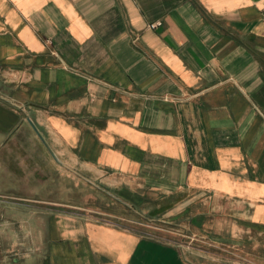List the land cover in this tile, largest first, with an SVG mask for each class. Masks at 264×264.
Wrapping results in <instances>:
<instances>
[{"label":"crops","instance_id":"obj_1","mask_svg":"<svg viewBox=\"0 0 264 264\" xmlns=\"http://www.w3.org/2000/svg\"><path fill=\"white\" fill-rule=\"evenodd\" d=\"M0 264H264V0H0Z\"/></svg>","mask_w":264,"mask_h":264},{"label":"rangeland","instance_id":"obj_2","mask_svg":"<svg viewBox=\"0 0 264 264\" xmlns=\"http://www.w3.org/2000/svg\"><path fill=\"white\" fill-rule=\"evenodd\" d=\"M56 179L60 180V177H56ZM71 181L73 182L74 187L75 184H78L75 187V189H73L72 193L65 195V192H62L61 194H58L57 198L61 200L63 203L67 202L70 204L78 205V207H68L62 205L60 207L58 206L60 210L74 211L79 214H92V215H95L96 214L95 212L99 213L103 211L105 213L106 212L111 213V211L114 210L113 205L109 201L110 197L107 194V192H103L102 190H99L97 187L92 185L88 187V191H85L86 190L84 189L86 188L84 186L85 181L77 179L76 176H74V178ZM64 182H61V184L63 185ZM82 187L83 189H81ZM9 230L10 232L16 230V224H9ZM12 245L13 243H11V246Z\"/></svg>","mask_w":264,"mask_h":264}]
</instances>
